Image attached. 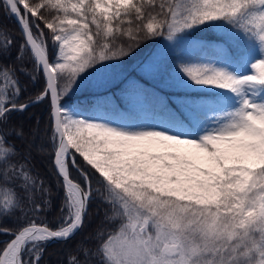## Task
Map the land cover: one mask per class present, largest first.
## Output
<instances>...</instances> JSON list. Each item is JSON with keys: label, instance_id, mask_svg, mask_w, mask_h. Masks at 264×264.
I'll return each mask as SVG.
<instances>
[{"label": "snow or ice", "instance_id": "1", "mask_svg": "<svg viewBox=\"0 0 264 264\" xmlns=\"http://www.w3.org/2000/svg\"><path fill=\"white\" fill-rule=\"evenodd\" d=\"M0 12L22 36L7 63L15 39L0 30V264H43L50 243L81 234L62 264H264V0H0ZM209 31L223 41L197 37ZM147 41L142 75L192 91L130 80L113 93L123 109L79 100ZM21 76L43 81L26 102ZM45 102L48 141L17 147L12 115ZM45 151L63 192L54 222L33 163ZM97 200L107 210L85 232Z\"/></svg>", "mask_w": 264, "mask_h": 264}, {"label": "trees", "instance_id": "2", "mask_svg": "<svg viewBox=\"0 0 264 264\" xmlns=\"http://www.w3.org/2000/svg\"><path fill=\"white\" fill-rule=\"evenodd\" d=\"M0 30L6 31L11 37H13L15 39L16 45L11 50V56L5 57V62L19 64L20 62L16 60V56L18 55L17 47L20 45L22 40L19 24L15 21V19L11 18L10 16H6L2 12H0ZM197 37L214 41L217 44L223 41V37L218 35L216 32L212 31L205 33H197ZM192 39L195 40L196 38L193 37ZM156 46L157 44L153 41H147L139 48H137L135 52L131 54L130 58H142L144 57V55L150 53ZM187 51V55H196L199 54L200 50L195 46H189L187 48ZM130 58L125 57L123 58L122 62H128L130 61ZM23 66L25 72H32V62L30 59L25 58ZM20 78L23 82V87L25 89L22 102H26L29 95H35V93L40 90L43 81L39 78L33 81H29L25 76H21ZM130 80L138 81L139 83L149 87L154 86L156 91L160 92L161 95L166 97L185 96L188 94V92H190L182 90H162L154 84L150 83L147 79H144L143 77L139 76L136 70L131 69L123 76L117 78L107 87L100 89L82 87L81 91L77 95L79 97V100H86L89 106H91L93 99L99 96H113V93L119 92V90L123 89L125 84H127ZM113 99L115 100L116 105L123 109V101L120 99V97L116 95L113 96ZM79 100H76L74 102L78 103ZM8 128L23 129V140L11 137V141L15 143L17 147H26L27 141H31L33 139H35V143L38 145L41 143L46 144V142L48 141V137L50 136L49 107L47 102L30 107L23 113L18 112L13 114L9 121ZM33 132L36 133L35 138L30 135ZM49 151H45L40 154H35L36 158L34 159L33 163L35 165V173L40 179L44 181L45 187L50 190L51 207L46 213V216L48 220L54 222L55 218L59 214V206L63 198V192L60 188L59 181L57 180V177L53 172V168L49 162ZM106 210V207L101 204L98 200L92 203L89 211L88 227L85 229V232H90L97 226V224L103 218ZM81 235H78L74 240H70L67 243H50L45 250L43 264H62V262L65 260L66 251L69 248H72L76 244V242L81 239ZM4 239H7V237L0 236V240Z\"/></svg>", "mask_w": 264, "mask_h": 264}, {"label": "rangeland", "instance_id": "3", "mask_svg": "<svg viewBox=\"0 0 264 264\" xmlns=\"http://www.w3.org/2000/svg\"><path fill=\"white\" fill-rule=\"evenodd\" d=\"M158 46V45H157ZM156 46V47H157ZM155 47V48H156ZM154 48V49H155ZM153 49V50H154ZM152 50V51H153ZM151 51V52H152ZM146 54L144 55V57L142 58H139V59H132L130 58V61L128 62H118L116 64V67L110 71L109 75H110V78L113 81H115L117 78L123 76L124 74H126L129 70H136L137 73L139 74V76L143 77L144 79H147L146 77H144L140 71V68H141V61L142 60H145L150 54ZM188 51H186L187 53ZM175 57H173L174 59ZM148 80V79H147ZM149 81V80H148ZM150 83L154 84L155 86H157L158 88L162 89V90H175V91H179V90H182V91H192V90H183V89H171V88H166L164 86V77L163 76H160V77H157L155 80H152V81H149Z\"/></svg>", "mask_w": 264, "mask_h": 264}]
</instances>
